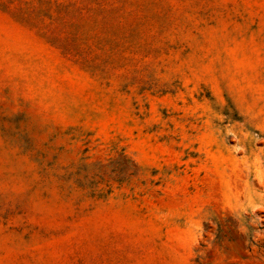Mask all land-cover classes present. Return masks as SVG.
<instances>
[{"label":"rangeland","instance_id":"374dc122","mask_svg":"<svg viewBox=\"0 0 264 264\" xmlns=\"http://www.w3.org/2000/svg\"><path fill=\"white\" fill-rule=\"evenodd\" d=\"M0 264H264V0H0Z\"/></svg>","mask_w":264,"mask_h":264}]
</instances>
